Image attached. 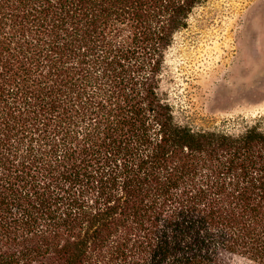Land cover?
<instances>
[{"label": "trees", "instance_id": "1", "mask_svg": "<svg viewBox=\"0 0 264 264\" xmlns=\"http://www.w3.org/2000/svg\"><path fill=\"white\" fill-rule=\"evenodd\" d=\"M204 1L0 0V264H264V117L162 91Z\"/></svg>", "mask_w": 264, "mask_h": 264}, {"label": "rangeland", "instance_id": "2", "mask_svg": "<svg viewBox=\"0 0 264 264\" xmlns=\"http://www.w3.org/2000/svg\"><path fill=\"white\" fill-rule=\"evenodd\" d=\"M168 51L162 91L192 129L239 132L264 117V0H205ZM232 264H254L236 256Z\"/></svg>", "mask_w": 264, "mask_h": 264}]
</instances>
